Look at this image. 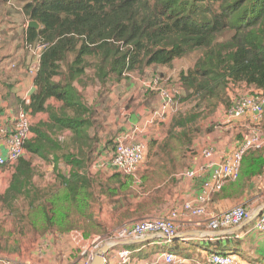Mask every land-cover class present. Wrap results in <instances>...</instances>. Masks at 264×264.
Masks as SVG:
<instances>
[{
  "label": "trees",
  "instance_id": "trees-1",
  "mask_svg": "<svg viewBox=\"0 0 264 264\" xmlns=\"http://www.w3.org/2000/svg\"><path fill=\"white\" fill-rule=\"evenodd\" d=\"M22 10L39 25L28 26L27 42L46 46L35 74L36 91L29 104L11 85L0 83V92L16 117L21 111L49 114L47 122L31 126L34 136L25 145L26 153L40 159H57L68 145L83 144L86 130L98 127L96 110L86 104L78 86L120 84L133 75L143 77L147 68L170 67L196 53L194 66L180 72L177 85L184 92L181 101L194 104L193 113L176 114L166 141L150 143L151 171L142 177L144 184L150 182V191L180 170L193 133L200 131L195 126L198 120L212 116L222 105L231 106V85L245 84L264 95V0H31ZM173 88L176 98L179 89ZM51 99L62 105L50 106ZM67 131L72 142L61 143L59 136ZM96 142L94 136L92 144ZM62 155L74 168L81 166L71 162L77 161L72 153ZM24 159L18 162L9 189L0 195L2 205L13 208L24 201L28 211L23 219L38 235L49 231L106 235L90 216L94 194L86 174L72 171L55 187L40 188L33 180L36 170ZM263 172L264 147L245 154L236 181L245 183ZM110 184H118L119 193L127 194L133 179L116 173ZM109 191L110 198L117 196L116 189ZM1 228L0 251L6 252L3 244L18 235L17 227L14 233Z\"/></svg>",
  "mask_w": 264,
  "mask_h": 264
},
{
  "label": "crops",
  "instance_id": "crops-1",
  "mask_svg": "<svg viewBox=\"0 0 264 264\" xmlns=\"http://www.w3.org/2000/svg\"><path fill=\"white\" fill-rule=\"evenodd\" d=\"M12 2L13 0H0V83L11 85L17 97L29 104L32 94L36 91V75L29 73V69L31 64L38 65L40 60L33 57L28 47L27 28L30 20L25 16L23 10L15 7ZM167 68L153 66L146 69L143 77L133 75L130 79L117 84V96L114 95L117 104L115 112H111L107 120L105 118L101 120L102 111L98 109L100 116L96 120L103 129L95 131L97 128L91 127L86 130L85 134L88 137L84 139L83 144L68 145L64 151L59 153L57 159L54 157L40 159L29 153L25 155L24 160L31 163L33 170H39L43 175L45 182L43 187L45 188L55 187L60 177H69L72 171H77L81 175L86 174V177L92 182V193L94 194L90 216L100 228V234H108L130 221L132 222L135 217L136 221L161 218L187 201L195 202L202 194L203 185L210 178L214 169L221 165L225 156L235 149L247 133L255 130V126L259 124L252 117L247 116L232 124H226L223 131H215L209 135L203 150L212 148L214 150L213 159H204L202 154L190 157L192 159H183L180 170L173 173L163 184L166 189L168 188L167 206L161 209L154 208L150 217H147L141 211L149 208H143L142 205L146 206L149 201L158 204L159 198L162 197V186H158L148 193H142L140 184L136 181V187L133 186L127 194L119 193L118 184L111 185L109 188L110 178L118 172L109 164L113 149L107 146L110 138H107L106 132H109L110 126L115 124L113 136L116 138L114 142L117 139L126 138L132 143L143 142L151 138L160 139L162 137L163 126L160 127V125L164 122L152 121V114L161 107L163 101L158 92H152L147 88V83L158 77L160 85H165V88L170 89L171 85L165 80L169 81L173 74L170 75ZM164 81L166 84L163 83ZM238 86L245 87L244 92L247 95L248 93H262V91L245 84ZM78 88L86 104L98 112L96 103L103 96L100 86L88 84L86 87L78 86ZM235 99H231L232 104ZM48 104L54 108L62 105L55 99L49 100ZM0 110L2 111L0 115L1 157L7 154L8 133L14 128L16 119V115L9 109L1 92ZM30 116L32 126L49 120L48 113ZM32 136L34 135L31 134ZM94 136L97 137L95 146L92 144ZM59 141L71 143L72 133L67 131L60 135ZM63 153H72L77 161L71 160V162H80L81 166L74 168L68 159H64ZM98 163H106L108 167L100 168L97 166ZM211 163L212 166L207 168ZM17 164L7 165L5 169L0 166V195H4L11 186ZM203 167H206L207 170H204L195 179H185L176 175L180 171ZM148 171H151L149 165L144 166L141 169V176H144ZM109 189H116L117 196L110 198ZM1 205L0 203V222L4 224L11 219V216L2 214L4 207ZM206 206L210 213H225L237 206H245L251 216L239 226L217 232L210 231L202 219L187 216L179 221V233L174 241L166 243L160 236L155 235L153 240L136 243L125 248L133 252L136 264L156 260V254L160 252L176 254L185 260V264H206L210 253L234 254L236 255V264H264V236L255 229L256 215L264 208V173L245 183L227 182L224 189L215 193ZM21 221L19 219L17 222L24 226L22 228L31 237L20 240L18 246H13V243L18 242V239L10 240L8 245L3 244L7 247V251H0V257L23 263L83 264V251L90 248L93 237L99 235L90 233L87 236L83 231H72L67 234L49 231L41 236L29 232L28 224ZM120 248H116L107 255V259L112 264L116 263L115 255Z\"/></svg>",
  "mask_w": 264,
  "mask_h": 264
},
{
  "label": "built area",
  "instance_id": "built-area-1",
  "mask_svg": "<svg viewBox=\"0 0 264 264\" xmlns=\"http://www.w3.org/2000/svg\"><path fill=\"white\" fill-rule=\"evenodd\" d=\"M33 57L38 60L45 49V45L40 43L28 45ZM39 63L31 64L29 73L38 72ZM147 88L156 91L162 98V105L152 114V121L164 122L167 119L170 108L175 99L176 89L162 88L158 77L147 83ZM250 116L256 123H260L264 117V95L252 93L238 97L234 100L231 108L227 112L226 124ZM31 116L29 112L21 111L15 119L14 128L8 133L7 154L0 157V166L13 165L24 157L25 145L31 137ZM264 147V136L259 131L252 130L247 133L243 141L235 149L228 153L222 164L214 169L210 178L204 183L202 194L195 202L187 201L180 207L172 210L167 217L147 218L140 221L130 222L112 232L92 239L91 247L82 253L83 264H91L96 252L108 242H123L128 240L143 239L152 235L165 238L166 243L179 233V221L187 216L200 218L207 224L212 232L221 231L231 227L241 225L250 218L251 214L245 206H237L225 213H210L207 210V203L211 197L220 192L229 181H236L242 159L251 150H260ZM147 156V145L144 142H129L126 139H117L112 152L110 166L117 172L126 176H135L142 168ZM204 159L211 160L214 156L212 148L202 151ZM98 167L107 168L106 163H98ZM212 166V163L207 166ZM206 167L184 171L179 175L185 179H195ZM255 229L264 236V209L258 216ZM156 260L148 261L144 264H185V260L173 253L162 252L157 254ZM115 264H136L133 252L128 248H120L115 255ZM236 258L233 254L210 253L206 264H235ZM0 264H39L23 263L17 260L0 257ZM105 264H112L109 259H105Z\"/></svg>",
  "mask_w": 264,
  "mask_h": 264
},
{
  "label": "rangeland",
  "instance_id": "rangeland-1",
  "mask_svg": "<svg viewBox=\"0 0 264 264\" xmlns=\"http://www.w3.org/2000/svg\"><path fill=\"white\" fill-rule=\"evenodd\" d=\"M29 1H31V0H13L12 3H13V5L15 7H17L18 9L22 10L24 5L27 2H29ZM197 58H198V55L196 53L190 54V55H188V56H186V57H184L182 59L176 60L173 63L172 66L167 68L169 73H170V75L173 74V76H171L169 81L165 80L166 82H169V85H171L170 89H173L172 85H174V86H176L178 88V86H179L178 79H179L180 72L186 71V70L192 68L194 66ZM165 81L163 82L164 84H166ZM89 84L90 85H94V84H91V83H89ZM164 86L165 85H162L161 87L165 88ZM100 88H101V86H100ZM116 88H118L117 84L114 83V82H110L105 87L100 89V92L103 93V96L96 103V108H97V111H98V109H99V111H102L101 112V120H103V118H105L107 120L108 117L110 116L111 112H115V108H116L117 104L115 102L116 98L114 97V95H116L117 92H118V90ZM244 89H245V87L242 88V87L238 86V87L234 88L233 85H231L230 89H229L230 99L233 100V99H235L237 97H241V96L247 95V94H245ZM110 93H113V94L110 95ZM248 94H251V93H248ZM183 96H184L183 90L179 89V94L175 98L174 103H173L172 107L170 108V111L168 113L167 119L164 121V123H162L160 125V127L163 126V128H162V134H163L162 137L160 139L151 138V139L143 141L147 145V156H146V161L144 162L142 168L149 164L148 163V161H149L148 154H149V145H150V143L151 142H155L157 144H159V143L161 144L164 141H166V139L168 137V131H169V128H170V125H171V122H172L174 116L176 114L179 115V114H187V113H190V112L193 113L194 104L190 103V102L181 101V97H183ZM232 100L230 102V105L232 104ZM229 107L225 106V105H222V106L219 107L218 111L215 114H213L212 116H209L207 119L202 118V119L198 120V122L195 124V126H197L200 129V131L198 133L197 132L193 133V135H192L193 143L188 149H186L187 152H186V155H185L184 159H192L190 157L201 155L204 146L207 144L208 136L211 135L215 131H223V129H225L227 112L231 108V107L230 108ZM99 111L96 112V117L95 118L100 116ZM114 125L112 127L110 126L111 129H110L109 132H106V136H108L107 138H110L109 141H108V144H107L108 148H110V149L111 148L114 149V146H115L114 139L116 138V136H113L114 133H115ZM257 125L258 126H255L256 130L259 131L260 133H262V135L264 136V119H263L262 122H260ZM101 126L98 125V127H97V129H95V131L102 130L103 128L101 129ZM26 154L27 153H25V155ZM25 155H24V158H25ZM31 159H33V158H31ZM141 169L137 173V175H135V176H126V175H123V174H122V176L133 179V186H135V187H136V181L140 182L139 187H140L141 192L142 193H148V192L151 191V190L150 191L148 190L150 182L147 185L143 183L144 181H142V179H143L142 177L143 176H141ZM180 172L176 174L178 177H179V175L181 173H183V172H181V173ZM42 176L43 175L39 172V170L36 171V175H34V177H33L35 179L34 184L37 187L45 188V187H43L45 182H44V178ZM165 182L166 181H164V182L160 183L159 185H157V186H162V189H161L162 190V197L159 198V203L158 204H153L152 201H149V203H147L146 206H145V204L142 205L143 208H145V207L149 208V209H142V211H141L143 214L147 215V217H150V215L152 214V211H153L154 208H160L161 209V208H164V207L167 206L168 201L166 200V195L168 194V192H167L168 188L166 189L163 186V184H165ZM143 185L146 186V189L144 188ZM108 186L110 188L111 184H109ZM1 206L4 207V212H2V214L11 216V219H9V221H7V223L4 222V224H3V223L0 222V226L2 227L1 230H5L6 232L10 230V231H12L14 233L15 229L17 227L16 231H17L18 235H15L16 237H14V239H18V242L13 243V246H18L20 240L27 239L28 237L29 238L31 237L30 234H27V231H25V229L22 228L24 226H22L19 222H17V221H19V219L23 220L21 222H26V220H24L23 217H25L26 214H27L28 209H26V208H27L28 205L24 201L19 200L18 202L15 203L13 208L5 207L4 205H1ZM171 212L172 211H170L164 217L169 216L171 214ZM12 213H15V214H12ZM133 221H136V217H135V219ZM23 230H24V232H23ZM28 230H29V232L36 234L31 228H29ZM22 232H23V235H19L20 233L22 234ZM104 234H106V233H104ZM31 240H34V239L31 238ZM160 253H162V252H160ZM157 254H159V253H157ZM157 254H156V256H158ZM235 264H236V262H235Z\"/></svg>",
  "mask_w": 264,
  "mask_h": 264
},
{
  "label": "water",
  "instance_id": "water-1",
  "mask_svg": "<svg viewBox=\"0 0 264 264\" xmlns=\"http://www.w3.org/2000/svg\"><path fill=\"white\" fill-rule=\"evenodd\" d=\"M28 26L29 27L39 28V25L36 22H30ZM261 211H262V209L256 215L257 218L260 215ZM155 237H156L155 235H152V236H149V237H146V238H143V239L128 240V241H123V242H108V243L104 244L96 252V254L94 256V259H93L91 264H105V259H107V255L110 254L116 248H118V247L125 248L127 246H131V245H134L136 243L147 242V241L153 240ZM161 238L165 240L164 237H161ZM175 239H176V237L172 238L171 241H174Z\"/></svg>",
  "mask_w": 264,
  "mask_h": 264
}]
</instances>
